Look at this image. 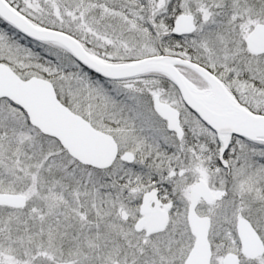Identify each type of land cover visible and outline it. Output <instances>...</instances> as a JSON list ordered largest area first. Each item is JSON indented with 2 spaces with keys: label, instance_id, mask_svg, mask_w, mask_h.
I'll return each instance as SVG.
<instances>
[{
  "label": "snow or ice",
  "instance_id": "obj_1",
  "mask_svg": "<svg viewBox=\"0 0 264 264\" xmlns=\"http://www.w3.org/2000/svg\"><path fill=\"white\" fill-rule=\"evenodd\" d=\"M0 264H264V0H0Z\"/></svg>",
  "mask_w": 264,
  "mask_h": 264
}]
</instances>
